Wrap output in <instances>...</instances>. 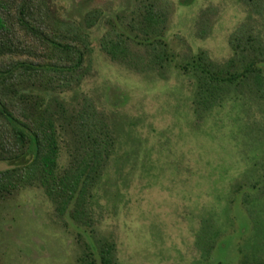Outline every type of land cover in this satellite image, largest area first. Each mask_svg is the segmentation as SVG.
<instances>
[{
	"label": "rangeland",
	"instance_id": "rangeland-1",
	"mask_svg": "<svg viewBox=\"0 0 264 264\" xmlns=\"http://www.w3.org/2000/svg\"><path fill=\"white\" fill-rule=\"evenodd\" d=\"M138 2L46 0L49 22L82 28L92 44L77 84L32 89L57 111L58 165L79 155L85 111L103 115L114 149L83 203L62 213L39 185L0 199V264L264 263V0H157L166 16L159 34L129 27ZM112 26L140 42L164 39L163 66L135 70L110 59L100 38ZM201 52L219 66L233 59L231 71L246 75L206 112L195 105L192 75ZM248 64L257 71L244 73ZM13 165L0 161V170Z\"/></svg>",
	"mask_w": 264,
	"mask_h": 264
},
{
	"label": "trees",
	"instance_id": "trees-1",
	"mask_svg": "<svg viewBox=\"0 0 264 264\" xmlns=\"http://www.w3.org/2000/svg\"><path fill=\"white\" fill-rule=\"evenodd\" d=\"M189 1L182 0L184 4ZM136 10L128 21L131 29L138 23L144 32H162L166 16L157 0H139ZM49 17L46 0H0V161L14 163L0 170V199L20 187L39 185L62 213L72 201L83 203L86 187L113 152L115 138L102 114L85 111L78 117L81 151L69 165L59 167L57 111L44 106L41 95L32 89L37 81L77 84L89 68L92 44L82 28L60 27L56 21L49 22ZM95 18L88 15L86 23L91 26ZM131 36L127 30L112 26L100 38V47L110 59L129 68H161L168 57L164 39L140 42ZM232 39L231 47L237 51L238 38ZM131 41L144 45L146 54L135 51ZM153 42L161 51L149 56L147 47ZM249 47L254 50V45ZM232 60L219 66L203 52L198 54L192 65L198 110H211L229 86L237 89L242 85L240 77L246 75L231 71ZM244 70L250 73L257 68L248 64ZM19 74L26 81L19 82ZM57 107L62 108L59 103ZM77 214L74 209L72 216ZM110 254L111 247L104 245L101 259L107 262Z\"/></svg>",
	"mask_w": 264,
	"mask_h": 264
}]
</instances>
